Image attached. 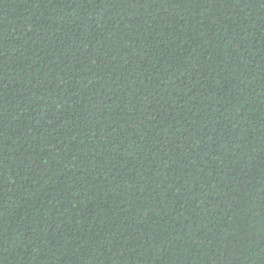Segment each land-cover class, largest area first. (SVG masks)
I'll return each mask as SVG.
<instances>
[{"label": "trees", "instance_id": "obj_1", "mask_svg": "<svg viewBox=\"0 0 264 264\" xmlns=\"http://www.w3.org/2000/svg\"><path fill=\"white\" fill-rule=\"evenodd\" d=\"M0 264H264V0H0Z\"/></svg>", "mask_w": 264, "mask_h": 264}]
</instances>
